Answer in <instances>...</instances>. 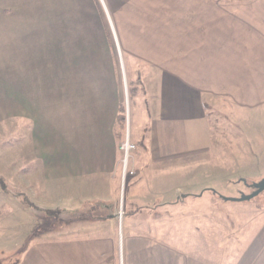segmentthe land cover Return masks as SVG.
Segmentation results:
<instances>
[{
    "label": "crops",
    "instance_id": "crops-1",
    "mask_svg": "<svg viewBox=\"0 0 264 264\" xmlns=\"http://www.w3.org/2000/svg\"><path fill=\"white\" fill-rule=\"evenodd\" d=\"M61 1L0 0V107L7 117L15 111L24 117L35 105L39 111L46 76L68 95L53 123H39L24 171L6 175L0 264L12 256L9 264H264L262 206L222 198L235 207L178 208L207 190L218 194L207 185L264 176V148L257 147L255 166L245 147L213 143L211 126L219 111L234 123L230 130L264 127V0L118 7L124 48L146 65L144 110L132 135L142 144L124 171L113 134L120 85L62 82L63 74L92 72L94 58L109 55L107 23L95 16L93 0H78V19L46 16L55 2L63 10ZM37 9L40 16H29ZM236 150L248 161L239 167L231 156ZM18 190L38 215L14 205ZM46 209L55 212L52 227Z\"/></svg>",
    "mask_w": 264,
    "mask_h": 264
},
{
    "label": "rangeland",
    "instance_id": "rangeland-1",
    "mask_svg": "<svg viewBox=\"0 0 264 264\" xmlns=\"http://www.w3.org/2000/svg\"><path fill=\"white\" fill-rule=\"evenodd\" d=\"M59 1V0H58ZM95 2V8L94 13L97 18L104 17L105 22L107 23V29L109 31V55L106 56V51H104V55L102 58H94V68L92 72H88L86 74H63L62 75V82H68V81H76V82H91L94 85H120L122 97L119 101L123 102L126 107V115H128V122H127V130L129 132V138L131 142L134 143V145L142 144L141 139H137L133 137L134 131L136 129V123L137 121H140V116L142 113L144 103H143V95L142 92H138L134 100L129 97V88L131 85L130 81L135 80L136 77H139L143 85L144 79H145V67L146 65L141 62L139 59H133L129 57V52L127 49L124 48V43L121 36V30L120 27L117 25L118 23V17H121L119 15V6H125L127 12L132 11V4L134 3H140L146 2V0H93ZM160 1V0H157ZM162 1V0H161ZM164 1V0H163ZM186 1H193V0H173L176 4L180 5L181 2ZM197 1V0H196ZM64 6L63 10L57 9V5L59 2H55L52 5H56V11L52 10L51 15L46 16H59L63 21V18L66 19H78L82 17L80 15L81 7L80 4H78V0L76 2H73V0H62L61 1ZM103 2H105V7L103 8ZM168 3V2H167ZM166 3V4H167ZM68 5H74L73 8H66ZM101 8H98V6ZM70 7V6H69ZM49 11V9H47ZM46 11V12H47ZM35 12V13H34ZM31 13L29 16H40V14L43 12L41 9H37ZM88 15L90 16L89 9L87 11ZM63 17V18H62ZM53 75L46 76V83L47 85H42L40 90V96L41 101L43 103L39 107V111L37 112V105L30 106L29 112L26 111V116L21 117L16 115H10L11 117H7V111L8 109L5 106L0 107V175L5 178L4 181L0 180V195L6 194V186H8V182L10 178H6L7 173L11 174L12 171H16V168H19L22 171L23 165L25 164L24 161H27L29 158L34 156V151H36L35 145H37V138H35V131L40 129H43V127L39 126V123L42 121L47 123V125H50V123L54 122V118L59 116L62 113L63 103L65 102L64 97H67L68 95H65L63 92H60L59 86L52 85L53 82ZM57 80V78H56ZM118 103V104H119ZM140 114V115H139ZM214 120L212 118L211 126H212V140L213 143L220 142L221 145L228 149L232 147L233 149H240L242 147H245L248 149V158L250 162L253 163V165H258L256 163V157L258 156L257 147L264 148V127H261L259 129L251 128V132L247 131H241V129L233 127L232 130H230V124H234L233 122L228 121V115L225 113H220L219 111H216L213 115ZM227 118V119H226ZM115 124V122H114ZM237 124V123H236ZM125 128V133H126ZM52 131V130H51ZM215 131L220 135V137L215 136ZM53 138L51 137V145ZM139 140V141H137ZM237 144H236V143ZM49 143V144H50ZM120 144V143H119ZM236 144V145H235ZM238 150L235 151L234 154H231L233 157V163H237V166L239 167L241 164L246 163L248 161H245V159H240V155L237 153ZM131 155V153H130ZM21 158H23V164H21ZM130 158V157H129ZM122 159V158H121ZM130 159H128L126 163V167L129 166ZM236 166V167H237ZM18 176H21V173H17ZM264 177V176H263ZM262 175H259L258 177L255 176H246V177H231L230 179H226V181H222V183H215V185H207L212 186L210 187L211 190H214L216 188L221 194L224 195H237L240 196V189L243 190L245 194H249L252 191V188L247 186L249 185L248 182L254 183L259 181L261 178H263ZM23 180L25 179L22 177ZM244 179L245 181H242L240 179ZM255 178H258L257 180H254ZM219 182V181H218ZM24 188L26 190L30 188V185L28 183V180L25 179V182H23ZM21 186L20 188L23 189ZM238 187V189H237ZM31 191V189H28ZM19 191V190H18ZM29 192V191H28ZM218 192L219 195H221ZM218 194L212 193L211 191L207 190V192L204 193L203 198L200 200H195V198L190 197L188 200L182 202L178 208H185L186 210H192V211H200L205 212L208 210H217L220 208L223 212H229L233 207H235L233 202H225L222 200V197L220 198ZM122 196V193H121ZM223 196V195H221ZM27 198V194L25 196ZM29 199V198H28ZM249 203H255L259 206H262L264 208V190H262L259 194L256 196L250 198L248 200ZM24 200L21 199L19 195L14 196V205L18 207H24L23 205ZM228 203V204H227ZM29 211L31 213H35L38 215V210L35 208H29ZM50 210V209H49ZM120 203L116 205V211L117 215L119 216V212L121 211ZM131 212H128L125 219H127L128 214ZM162 213L160 212L159 215ZM164 214V213H163ZM224 216V215H223ZM164 216H162L163 218ZM31 219V218H28ZM34 219V217L32 218ZM208 220V219H206ZM25 222V220H23ZM39 222H41L39 220ZM50 222V223H49ZM45 223L49 226H53V219L49 220L47 218L45 220ZM1 231L3 230L0 228ZM6 255V254H4ZM16 256H12L10 259L7 258L6 264H9L11 259L15 260Z\"/></svg>",
    "mask_w": 264,
    "mask_h": 264
},
{
    "label": "trees",
    "instance_id": "trees-1",
    "mask_svg": "<svg viewBox=\"0 0 264 264\" xmlns=\"http://www.w3.org/2000/svg\"><path fill=\"white\" fill-rule=\"evenodd\" d=\"M130 82H131L130 83L131 85H129L130 86L129 97L131 99L134 100L135 95L140 91L142 92V95H144V85H143L142 80L139 77H136L135 80H131ZM126 122H127L126 121V107H125V104L123 102H120L117 106V112H116V116H115V124H114V128H113V134H114L116 140L118 141V143H121L124 140ZM0 180L4 181V183H5V178L2 177L1 175H0ZM6 188H7V186H6ZM17 194L21 197V199L24 200L23 205H27L28 207L33 205V203L28 199V197L27 198L25 197L26 194L23 191L19 190ZM54 213H55L54 211L46 209L45 220L47 218H49V220H51V218L53 219ZM47 226H49V225H47Z\"/></svg>",
    "mask_w": 264,
    "mask_h": 264
},
{
    "label": "built area",
    "instance_id": "built-area-1",
    "mask_svg": "<svg viewBox=\"0 0 264 264\" xmlns=\"http://www.w3.org/2000/svg\"><path fill=\"white\" fill-rule=\"evenodd\" d=\"M127 120H128V115H126V121ZM127 122H126V127H127ZM126 130H127V128H126ZM119 148H120L121 153H122L121 163H122V167H123V171H124L126 168V163L130 157V153L135 148L134 143L131 142V140L129 138L128 130L125 133L124 140L119 144Z\"/></svg>",
    "mask_w": 264,
    "mask_h": 264
},
{
    "label": "water",
    "instance_id": "water-1",
    "mask_svg": "<svg viewBox=\"0 0 264 264\" xmlns=\"http://www.w3.org/2000/svg\"><path fill=\"white\" fill-rule=\"evenodd\" d=\"M242 181H245V180L242 179ZM249 187L252 188V191L249 194L240 193L239 197H226V196H221V197L223 199H226V200H246V199H250V198L256 196L257 194H259L262 190H264V177L261 178L257 182L249 184Z\"/></svg>",
    "mask_w": 264,
    "mask_h": 264
}]
</instances>
